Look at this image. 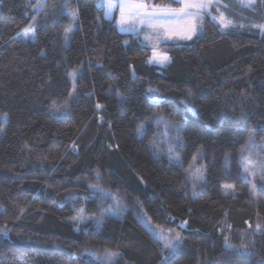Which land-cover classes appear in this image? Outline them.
Here are the masks:
<instances>
[{
	"label": "trees",
	"instance_id": "trees-1",
	"mask_svg": "<svg viewBox=\"0 0 264 264\" xmlns=\"http://www.w3.org/2000/svg\"><path fill=\"white\" fill-rule=\"evenodd\" d=\"M99 2L0 0V264H96L90 248L161 264L141 208L187 224L163 264H264V180L253 196L239 164L250 136L264 145V34L207 19L192 42L163 44L159 67ZM156 136L179 143L178 163L156 157ZM200 152L196 193L187 170Z\"/></svg>",
	"mask_w": 264,
	"mask_h": 264
},
{
	"label": "rangeland",
	"instance_id": "rangeland-1",
	"mask_svg": "<svg viewBox=\"0 0 264 264\" xmlns=\"http://www.w3.org/2000/svg\"><path fill=\"white\" fill-rule=\"evenodd\" d=\"M208 2H209V8L207 11L201 10L200 19L197 21V24H198L197 32L195 35L192 36V39L190 40L182 39L180 34L169 35L165 33L163 30L160 31L159 38H158L157 35L154 34L145 25H137L135 30H132V29H129L126 31L121 30V27L118 24V21H119L118 10H114L112 16L110 18L109 17H106V18L111 21L115 20L116 25L122 34H131V35H135L138 38H140L142 43L147 48H149L152 52L150 64L154 66L156 65L159 67H166L171 62L170 56L161 52L160 47L163 44H183V43L192 42L193 40L197 39L198 37L204 34L205 23L207 19H211L212 22L219 25L220 28L225 32L234 30V29H240V30L259 29V27H256V26L264 25V2H260L256 0V4L254 8L252 9L242 7L240 3L238 2V0H208ZM100 3H101V0L99 4ZM218 4H223V5H226L227 7L218 8L217 7ZM221 13H223V16L226 19L221 20L220 18ZM229 21H231V23H229ZM241 25H243V27H241ZM35 38H36V32H34L33 35H29L27 37V41H34ZM162 56H167L169 58L168 62L163 63V64L158 63L155 57H162ZM70 77L73 82V86L76 85V72H72L70 74ZM142 134H143V130H141V135ZM250 138L252 140L251 145H249L248 143ZM160 139H161V136L155 137V141L151 145L152 152L156 154V157L160 158L161 156L159 155L162 154V155L167 156V158L171 162L178 163L180 161V158H179L180 155L178 152L179 146H180L179 143L175 145L174 144L173 145L172 144L162 145L160 143L161 142ZM169 149H171V151H169ZM243 149H248V151L245 152V155H250L254 161L264 160L263 158L264 157V145L257 143L254 136H250L248 138L247 144L246 146H244ZM196 168H200L201 170L200 178H197L195 175H193V172L195 171ZM187 175H188L189 180L194 181L193 184H194L196 193H198L197 189H200L203 186V181L204 179H206V161L204 160L202 152L197 154V156H195V158L193 159L192 164L187 170ZM260 180L261 178L259 176L250 177L249 179H247V181H249L252 184L251 192L253 196L257 195V190H256L258 186L257 183L260 182ZM253 185H255V187ZM137 216L141 224L151 233V235L155 239L157 238L155 237L153 230L157 232H162L164 235L169 236V237L175 234H179L181 237H183V243L181 247L184 245L186 237L181 230H187L186 223H181L179 226L180 228H172V227H168L165 225L157 224L149 218L144 208H141L138 210ZM158 241L161 243V245L163 246V250H164V259L161 262V264H163L174 256H171V257L168 256V250L164 248L165 241L163 240H158ZM228 248L230 247L228 246ZM180 249L178 250V253ZM104 250L105 249L90 248L85 252V256L87 257V259H89L90 261H93L96 264H104V261H103ZM92 253H95V255H92Z\"/></svg>",
	"mask_w": 264,
	"mask_h": 264
},
{
	"label": "snow or ice",
	"instance_id": "snow-or-ice-1",
	"mask_svg": "<svg viewBox=\"0 0 264 264\" xmlns=\"http://www.w3.org/2000/svg\"><path fill=\"white\" fill-rule=\"evenodd\" d=\"M240 5L245 8L252 9L256 4V0H238ZM264 2V0H262ZM172 3L179 5L173 7L172 4H154L151 0H101L98 7L105 9V17H111L114 10L119 12L118 24L121 30H135L137 25H145L159 38V33L163 30L165 33L180 34L182 39L190 40L192 36L196 34L198 29L197 21L200 19L201 10L207 11L209 8L208 0H172ZM44 3L37 5V11H40L44 7ZM217 7H227L223 4H218ZM72 18L77 19L76 15L72 13ZM221 20L226 19L223 13L220 14ZM215 19V18H214ZM231 23V21H229ZM227 26V25H225ZM243 27V25H241ZM259 27L262 34H264V25L256 26ZM34 34V29H30L25 32L24 35L27 37ZM67 35V34H66ZM158 63H166L169 58L167 56L155 57ZM74 75V73H73ZM194 111V110H193ZM167 127V125L165 126ZM249 145L252 144L251 138L249 139ZM171 151V149H169ZM248 149L241 150V159L239 161L240 167L244 170L245 178L259 176L264 180V160L254 161L250 155H245ZM197 178L201 176L200 168H196L193 172ZM255 187V185H253ZM93 189H99L97 185H91ZM102 195H108L99 189ZM117 206L119 202H116ZM257 230L260 229V225L256 226ZM154 235L158 240L165 241L164 248L168 250V256H175L178 250L181 248L183 243V237L179 234L172 236H166L162 232L155 230ZM229 247H235L228 245ZM240 249L247 252L248 246L241 245ZM95 255V253H92ZM119 253L114 252L110 249L104 250L103 261L104 264H115ZM167 258V257H166Z\"/></svg>",
	"mask_w": 264,
	"mask_h": 264
}]
</instances>
